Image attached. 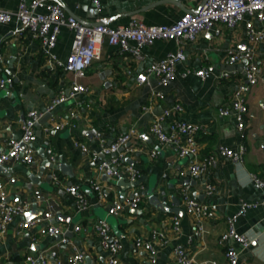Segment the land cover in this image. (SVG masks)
<instances>
[{
    "label": "crops",
    "instance_id": "1",
    "mask_svg": "<svg viewBox=\"0 0 264 264\" xmlns=\"http://www.w3.org/2000/svg\"><path fill=\"white\" fill-rule=\"evenodd\" d=\"M49 1L59 4L66 15L82 24L100 23L110 28L127 27L132 21L148 26L172 25L180 16L195 12L204 3V0H101L97 10L90 0ZM17 4L18 0H0V9L15 11ZM252 22L255 29L264 32V23ZM20 28L16 22L0 26V77L12 81L0 90V151L7 149L10 140L19 138L30 111L43 112L62 91L67 93L72 82V75L55 65V60L64 62L69 54L72 32L61 29L52 52L55 60L49 63L39 41ZM216 29L220 30L219 34ZM179 49L186 60L176 65L175 80L166 88L160 89L154 75L148 76L147 84L137 83L136 76L152 62ZM244 49L253 50L257 66L264 70V41L252 44L244 22L235 30L216 25L207 33L199 34L196 40H186L180 45L173 41H155L142 50L140 59L104 43L100 59L78 80L88 92L56 106L35 130V164L11 162L3 166L5 172H0L7 201L16 204L33 201L35 191L40 192L41 202L31 205L27 212H33L30 219L41 215L38 211L44 212L50 204L54 213L51 223L62 234L40 236L39 230L46 222L22 229V218L14 217L7 224L5 234L0 236V264H30L26 257H37L40 253L46 256L48 264L52 260L54 264H67L68 257L76 252L85 257V264L102 263L110 253L102 248L94 226L110 217L116 221L114 226L108 225L120 245L117 257L127 264H151L146 252L134 248L135 239L153 244L157 251L156 264H175L174 247H182L193 264L222 263L229 247L238 253V264H264V207L248 209L235 223L236 232L251 239L249 248L244 249L232 239L220 242L227 231L226 219L238 212L242 202L253 203L260 198L251 175L264 181V80L244 97L248 114L242 131L236 128L235 116L223 118L218 113L219 109L231 105L235 87L243 79L244 63L227 65L226 59L230 51ZM209 65L214 71L206 80L195 77L194 70ZM224 71L232 74L229 80L219 78ZM154 90H162L164 98L152 97ZM175 104L182 111L174 112L173 120L202 128L196 138L195 158L178 157L174 147L161 146L149 133L153 116ZM56 126L60 129L55 130ZM131 130L135 131L134 136L121 149L123 175L109 179L99 174L98 163L109 159L103 146H109ZM97 133L102 134L104 145L96 140ZM75 142L87 145L89 153L81 152ZM218 145L229 148L243 145L242 166L218 160L206 173L191 176L190 164ZM48 149L55 156L52 168L44 164L45 159L49 162ZM126 167L137 171L139 176L134 183L124 174ZM119 179L124 181L123 185H117ZM95 183L100 186L101 195L93 189ZM207 184L214 188L211 195L204 192ZM68 186H76L85 196L89 203L87 209L77 207L73 196L65 191ZM184 188L191 198L214 211L215 219H200L187 212L180 198ZM150 195L164 204L167 211L152 206ZM133 197L142 199L137 209L108 215L115 201L124 202ZM176 208L180 209L178 214L168 211ZM24 218L27 219L26 215ZM173 218L178 221L177 231L173 230ZM199 225L204 233L195 236ZM75 227H80L79 232H75ZM153 234H162L166 243L154 242Z\"/></svg>",
    "mask_w": 264,
    "mask_h": 264
},
{
    "label": "built area",
    "instance_id": "2",
    "mask_svg": "<svg viewBox=\"0 0 264 264\" xmlns=\"http://www.w3.org/2000/svg\"><path fill=\"white\" fill-rule=\"evenodd\" d=\"M97 10L100 9L101 0H90ZM245 17L250 20L246 21ZM252 20L264 23V0H204L202 6L192 13H186L180 16L172 25H144L140 21H132L127 27L110 28L102 24L86 25L77 21L74 17L65 14L59 4L49 0H18L15 11L0 9V26L11 22L20 25V29L27 30L33 38L37 39L42 47L49 63L55 60L52 52L54 51L61 29L66 28L72 32L73 38L70 52L64 62L55 60V65L61 67L66 73L72 75V82L69 93L64 91L52 99L43 112L30 111L26 120L21 126V135L17 139L8 142L7 149L0 151V166H5L11 162H20L26 166H33L36 162V156L33 149V143L36 140V125L47 113H50L58 105L67 102L75 96L88 92V88L79 84L78 80L85 76L86 71L91 67L94 61L101 57L102 47L107 43L111 47H118L122 53L131 55L135 59H140L142 50L150 47L155 41H173L181 44L183 41H194L201 33H207L211 28L218 25L224 30H235L239 24L244 22L248 40L256 45L264 41V32L255 29ZM219 34L220 30H215ZM186 60L182 50H177L174 54L167 55L166 58L152 62L142 73L136 76L139 84H147L149 75L158 78L160 89L166 88L175 80L176 65ZM244 63L243 79L238 82L233 93L231 105L218 110L219 116L223 118L235 116L237 119L236 128L242 131L244 128V117L248 114L244 97L258 82L264 80V70H260L256 64L255 54L251 49L230 51L227 59V65ZM52 66L51 64H49ZM214 71L212 66H205L193 71L195 77L206 80ZM232 74L221 72V80H229ZM12 84L10 78L0 77V90ZM152 97L157 100L164 98L162 90L152 91ZM147 111V108L143 109ZM179 104L170 108H165L159 114L153 116L150 123L149 133L161 146L174 147L180 158L192 157L197 155L196 138L201 133L202 128L198 125L173 120L171 115L175 112H181ZM60 127L56 126L55 130ZM135 131L120 135L109 146H103V152L109 159L98 163L96 170L99 174L107 178H119L121 172V162L123 154L121 149L127 145L134 136ZM96 140L104 145V139L101 133L95 135ZM75 147L83 153H89L87 145L75 142ZM49 162L54 165L55 156L51 149L46 151ZM245 147L239 145L236 148H229L218 145L215 149L199 160H195L189 166V173L193 177H198L206 173L218 160L232 163L235 167H241L244 162ZM95 157V155H93ZM152 153V157H154ZM125 175L131 183H134L139 176L132 167L124 168ZM53 180L57 178L52 174ZM250 180L260 191V198L253 203L242 202L238 212L226 219L227 231L224 233L220 242L224 243L229 239L239 243L244 249L249 248L251 239L247 235L238 234L235 229V223L238 217L242 216L248 209L258 206L264 207V181L251 175ZM93 189L101 195L100 186L95 183ZM213 186L205 185L206 195L213 193ZM65 191L73 196L76 205L80 210L89 207L85 196L76 186H68ZM180 198L183 207L189 213H194L200 219H215L216 214L207 206L199 203L190 197L186 188L180 191ZM42 195L35 191L33 201L23 203H12L7 201L5 184L0 180V236L5 234L7 224L11 223L14 217H21V228L31 229L37 227L40 223L46 222V226L39 230L40 236L54 237L62 234L61 229L52 224L54 217L52 205L41 215L33 219H25L26 213L31 205L40 203ZM142 199L133 197L130 200L119 202L115 201L108 210V215L116 216L128 210L137 209ZM173 230H178V221L173 218ZM75 232H79L80 227H75ZM94 231L101 241L102 248L110 253V257L99 264H127L117 257L120 249L118 241L112 236L110 227L105 220L99 221L94 226ZM204 229L201 225L197 226L194 232L195 236L202 235ZM154 242L165 244L166 241L162 234H153ZM67 243L66 239H63ZM153 242V243H154ZM133 246L137 250L146 252L151 264H156L157 251L153 244L141 239H135ZM173 261L175 264H193V259L185 253L182 247H174ZM30 264H48L47 258L40 253L37 257H26ZM59 264V263H58ZM67 264H85V257L76 252L69 256ZM207 264H238V253L234 248L229 247L224 254V262H208Z\"/></svg>",
    "mask_w": 264,
    "mask_h": 264
},
{
    "label": "water",
    "instance_id": "3",
    "mask_svg": "<svg viewBox=\"0 0 264 264\" xmlns=\"http://www.w3.org/2000/svg\"><path fill=\"white\" fill-rule=\"evenodd\" d=\"M98 24H100V23H96V24H93V25H98ZM69 91H70V89L69 90H67L66 92H67V94L69 93ZM51 116V114L50 113H47L45 116H43V118L39 121V123L36 125V129H39L40 128V126H41V124H43L46 120H47V118H49ZM95 133V132H94ZM44 164H47L49 167H53V165L51 164V163H49L48 161H47V159H45V161H44ZM5 168L3 167V166H0V172H5ZM11 173V172H10ZM124 184V181L122 180V179H119L118 180V183H117V185H123ZM127 185V184H126ZM130 186H131V184H129ZM133 186V185H132ZM149 203L152 205V206H154L156 209H159V210H164V211H167L166 210V208H165V205L164 204H161V203H159V201H158V199L156 198V197H154L153 195H150L149 196ZM176 201V203L178 204V202H177V200H175ZM176 207H177V205H176ZM179 208H176V209H172V210H168L169 212H172V213H174V214H178V212H179ZM42 212L43 211H38V214H42ZM33 214V212H29V213H26V218L29 220L30 218H31V215ZM105 221L107 222V220L105 219ZM108 223V222H107ZM52 264H54V262H53V260H52Z\"/></svg>",
    "mask_w": 264,
    "mask_h": 264
},
{
    "label": "rangeland",
    "instance_id": "4",
    "mask_svg": "<svg viewBox=\"0 0 264 264\" xmlns=\"http://www.w3.org/2000/svg\"><path fill=\"white\" fill-rule=\"evenodd\" d=\"M108 224H110L111 226H114L116 224V221L114 218L110 217L107 219Z\"/></svg>",
    "mask_w": 264,
    "mask_h": 264
}]
</instances>
